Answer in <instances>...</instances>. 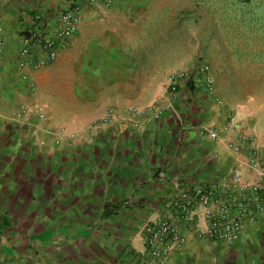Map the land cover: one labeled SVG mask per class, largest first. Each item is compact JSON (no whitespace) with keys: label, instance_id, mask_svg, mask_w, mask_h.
<instances>
[{"label":"crops","instance_id":"obj_1","mask_svg":"<svg viewBox=\"0 0 264 264\" xmlns=\"http://www.w3.org/2000/svg\"><path fill=\"white\" fill-rule=\"evenodd\" d=\"M99 1L22 80V32L50 29L69 0H0V264H124L181 186L254 178L228 144L240 133L264 150V0ZM197 60L213 98L180 89L159 119L135 125L130 111L166 99L168 74ZM203 229L197 208L163 264H264V216L231 244L199 239Z\"/></svg>","mask_w":264,"mask_h":264},{"label":"built area","instance_id":"obj_2","mask_svg":"<svg viewBox=\"0 0 264 264\" xmlns=\"http://www.w3.org/2000/svg\"><path fill=\"white\" fill-rule=\"evenodd\" d=\"M111 1L99 2L108 6ZM96 3L97 0H69V4L54 15L50 29L35 26L22 32L17 64L22 80L28 79V72L44 68L54 61L57 50L64 48L76 32L82 7ZM183 88L201 90L205 97L213 98L209 66L197 60L188 68L172 71L167 76V98L159 99L144 109L131 110L130 118L136 120L137 126L159 119L167 110L165 103ZM35 114L38 118L44 116L41 108H37ZM108 119L110 115L105 120ZM233 124V118L227 117L221 132L229 131ZM216 136L213 134V138ZM235 138L236 143L228 144V147L236 152L244 150L254 178L243 179L241 172L235 170L218 185L181 186L165 201L155 219L142 224L143 249L135 259L124 264H163L171 254L179 253L185 238L179 234L178 225L189 222L197 208L201 209L204 220V229L198 233L199 239L225 244L239 240L247 228L256 225L258 219L264 216V150L255 147L249 137L243 138L240 133Z\"/></svg>","mask_w":264,"mask_h":264},{"label":"rangeland","instance_id":"obj_3","mask_svg":"<svg viewBox=\"0 0 264 264\" xmlns=\"http://www.w3.org/2000/svg\"><path fill=\"white\" fill-rule=\"evenodd\" d=\"M175 71V70H174ZM172 72V71H171ZM170 72V73H171ZM228 97H237L238 96V94H235V93H231V94H226ZM108 115H110V114H108ZM106 121V120H105ZM2 232V234H3V230L1 231ZM8 251V249H6V248H3V246H1L0 245V254H8L9 255V253L7 252Z\"/></svg>","mask_w":264,"mask_h":264}]
</instances>
